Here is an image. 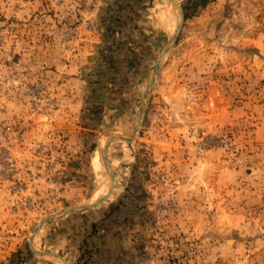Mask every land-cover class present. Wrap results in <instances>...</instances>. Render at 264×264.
Masks as SVG:
<instances>
[{
  "label": "rangeland",
  "instance_id": "obj_1",
  "mask_svg": "<svg viewBox=\"0 0 264 264\" xmlns=\"http://www.w3.org/2000/svg\"><path fill=\"white\" fill-rule=\"evenodd\" d=\"M178 3L139 122L169 0H0V264H264V0Z\"/></svg>",
  "mask_w": 264,
  "mask_h": 264
},
{
  "label": "water",
  "instance_id": "obj_2",
  "mask_svg": "<svg viewBox=\"0 0 264 264\" xmlns=\"http://www.w3.org/2000/svg\"><path fill=\"white\" fill-rule=\"evenodd\" d=\"M184 19H185V14H184V11L182 9V15H181V20H180V24L178 25L177 27V30H176V33L171 36L169 38V41L168 43L170 42H175L181 32V29L183 27V23H184ZM160 63V58L155 62V64L153 65V69H152V74H151V78H150V81L147 85V89L144 93V97H143V100H142V103L138 109V113H137V120L140 122L142 116H143V113H144V110H145V107H146V97H147V93L150 92L152 90V88L154 87V84L156 82V78H157V74H158V71H159V64ZM137 128H138V125H135L133 126V128H131L130 130V136H129V143L132 144L133 141H134V136L136 135V132H137ZM113 137V136H112ZM120 140H123L120 139ZM108 164L110 166H112L109 161H108ZM115 180H116V176H115V172L113 171V169L111 170V174H110V185H109V189H108V192L106 193L105 196H102L101 198H99L98 200L94 201L93 203L91 204H88V205H81V206H74V207H71L69 209H65V210H62L58 213H55L53 215H51L50 217L42 220L36 230L34 231L32 237L30 238V248H31V252L33 255L35 256H38L39 255V252L38 250L36 249L35 247V239L36 237L38 236V234L42 231V229L44 228V226L46 224H48L50 221L58 218L59 216H63V215H66L68 213H71V212H76V211H83V210H87V209H91V208H94L96 206H98L99 204L103 203L104 201H106L111 195L112 193L114 192V189H115Z\"/></svg>",
  "mask_w": 264,
  "mask_h": 264
},
{
  "label": "bare ground",
  "instance_id": "obj_3",
  "mask_svg": "<svg viewBox=\"0 0 264 264\" xmlns=\"http://www.w3.org/2000/svg\"><path fill=\"white\" fill-rule=\"evenodd\" d=\"M169 2H170V7H171V10L173 11H175V13H176V18H172L173 20H174V29H170L167 25H165L164 23H162V22H160L161 23V26L165 29V30H167V31H169L170 32V34H171V36H173L175 33H176V30H177V27H178V25L180 24V20H181V15H182V9H181V7H180V5H179V3H178V0H169ZM160 12V11H159ZM164 12H166V13H169L168 11H163L161 14H160V21H161V19L163 18V13ZM159 16V15H158ZM157 17V16H156ZM168 33V32H167ZM172 48H173V42H170V43H167L166 44V46L164 47V49L162 50V52H161V54H160V61H162V60H164L165 58H166V56L171 52V50H172ZM113 135H105V136H103L104 138H103V140H102V144H101V146H102V148H101V152H100V154H101V160H102V164H103V166H104V168H105V177H106V179H104V177H103V179H104V183L106 184L104 187H106L107 186V184H108V188L106 189V192L102 195V196H105L106 195V193L108 192V189H109V185H110V174H111V170L113 169L112 168V166H110L109 164H108V152H109V148H110V146L113 144V142H115V141H118V140H120V139H125V140H123V141H125V142H128L129 143V137H118V136H113ZM129 136V135H128ZM105 139H107V140H105ZM105 140V141H104ZM104 141V142H103ZM130 144V143H129ZM99 163H101V161H99ZM102 166V165H101ZM103 168V167H102ZM103 174H104V172H103ZM102 190V189H101ZM104 190H102V192H103ZM101 196V197H102ZM100 196L96 199V200H98L99 198H101ZM95 200V201H96ZM93 203V202H92ZM93 208H91L90 210H92ZM40 256H42L41 255V253H40Z\"/></svg>",
  "mask_w": 264,
  "mask_h": 264
},
{
  "label": "crops",
  "instance_id": "obj_4",
  "mask_svg": "<svg viewBox=\"0 0 264 264\" xmlns=\"http://www.w3.org/2000/svg\"><path fill=\"white\" fill-rule=\"evenodd\" d=\"M97 198H98V197H97ZM95 200H96V199H95ZM54 221H57V220H54ZM52 222H53V221H52ZM52 222H51V223H52Z\"/></svg>",
  "mask_w": 264,
  "mask_h": 264
}]
</instances>
